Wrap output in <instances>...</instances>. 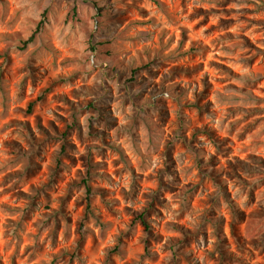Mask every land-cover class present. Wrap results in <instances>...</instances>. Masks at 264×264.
<instances>
[{
	"label": "rangeland",
	"instance_id": "374dc122",
	"mask_svg": "<svg viewBox=\"0 0 264 264\" xmlns=\"http://www.w3.org/2000/svg\"><path fill=\"white\" fill-rule=\"evenodd\" d=\"M0 264H264V0H0Z\"/></svg>",
	"mask_w": 264,
	"mask_h": 264
},
{
	"label": "trees",
	"instance_id": "16d2710c",
	"mask_svg": "<svg viewBox=\"0 0 264 264\" xmlns=\"http://www.w3.org/2000/svg\"><path fill=\"white\" fill-rule=\"evenodd\" d=\"M38 100H40V99H38ZM35 103H36V101L31 102V103L29 104V109H30V110L33 108V106H34ZM142 222H143L144 225H146V226L148 225V223L146 222L145 218H142Z\"/></svg>",
	"mask_w": 264,
	"mask_h": 264
}]
</instances>
